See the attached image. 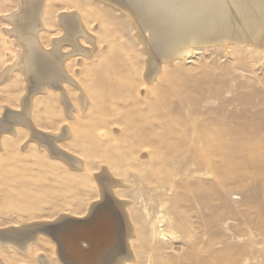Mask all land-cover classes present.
I'll list each match as a JSON object with an SVG mask.
<instances>
[{"label": "rangeland", "instance_id": "obj_1", "mask_svg": "<svg viewBox=\"0 0 264 264\" xmlns=\"http://www.w3.org/2000/svg\"><path fill=\"white\" fill-rule=\"evenodd\" d=\"M47 1L44 15L47 28L38 36L40 43L50 48L51 39L64 34L57 24L58 15L76 11L97 39V51L90 59L67 61V72L77 79L76 88L65 86L74 110L73 119L67 117L58 94L52 90L33 98L31 119L45 132L58 134L67 126L72 132L71 139L59 142V146L80 157L84 169L74 171L51 156L47 148L27 142L29 135L24 128L17 130L15 136L4 135L0 151V228L55 222L63 214L84 216L99 198L100 184L96 177L102 169H114L108 159L118 152L126 159V166L117 180L126 185L122 186L124 199L129 208L139 209L135 211L148 206L154 215L160 211L158 199L164 194L157 191L159 185L185 184L182 188L186 197L181 200V208L172 206L174 212L170 207L167 211L186 224L187 236L180 232L179 239L164 248L166 256L158 260L156 257V264H264V57L246 48L212 47L188 61H178L173 67L163 66L149 85L143 78L147 55L134 35L128 15L95 0ZM18 3L0 0V75L17 62L21 52L10 33L13 25L8 20L19 10ZM71 49L63 47L65 52ZM106 63L112 69L105 67ZM115 69L118 77L112 81H121L123 87L114 86L103 92L107 87L99 81V74ZM171 76L175 78L168 83L167 77ZM25 85L27 81L19 71L1 82L0 117L5 107L20 109ZM115 90L117 99L106 96L103 111L98 112L97 91L104 99L105 94H114ZM81 95L86 99L85 105L80 101ZM131 116L137 117L135 122L128 121ZM80 131L91 136L96 132L97 138L81 143ZM150 131L154 132L153 142L140 144L137 135ZM218 134L225 136L219 135L217 144L225 150L229 146L228 151L234 152L237 160L234 169L228 168L225 159V165L221 166L223 162L216 158L212 162L215 167L203 160L207 142ZM124 137L127 140L120 146ZM159 139L166 141L163 152L171 161L168 166L155 162L154 144ZM189 158L194 165H187ZM217 167L219 170L215 172ZM159 170L169 177L167 181L155 173ZM169 195L172 197V193ZM50 243L45 238L37 246L41 245V249L33 253L43 252L55 260ZM133 246L138 250L139 243ZM0 257L8 260V264H37L35 258H23L14 251L2 252L1 248Z\"/></svg>", "mask_w": 264, "mask_h": 264}, {"label": "bare ground", "instance_id": "obj_2", "mask_svg": "<svg viewBox=\"0 0 264 264\" xmlns=\"http://www.w3.org/2000/svg\"><path fill=\"white\" fill-rule=\"evenodd\" d=\"M95 1L105 3L130 18L134 35L142 47L144 46L143 49L147 55L143 75L145 77L143 78H145L146 84L149 85L155 81L163 66L173 67L178 61H188L198 55L201 50H209L212 47H224L225 50L232 47L246 48L250 52L261 54L264 57V0ZM18 2L19 10L16 14H12L8 20L13 25V31L10 33L19 45L21 52L17 56V62L9 65L5 72L0 75V84L15 71H19L25 77L27 85H25V92L21 97L20 109L15 110L5 107L0 117V151L3 149L2 140L4 135L15 136L17 130L24 128L29 135L27 142H37L40 146L47 148L51 156L64 162L72 170L80 172L84 169L81 158H77L59 146V142L69 140L71 130L67 126H63L59 131L60 133L56 134L38 129L32 121L33 117L31 119L32 102L36 96L47 94L49 90H52L58 94L59 100L65 107L67 117L72 120L74 110L70 105L71 103H69L68 95L65 94V86L68 84L77 87V79L75 80L67 72V61L73 58H77L78 62H80L79 58L90 59L97 51V39L91 34L92 32L90 33L86 29L88 26L81 22L82 19L79 17L78 12L66 11L60 13L57 17V24L62 27L64 34L52 38L50 48H45L40 43L38 36L40 32H44L47 28L44 15L48 1L18 0ZM76 3L78 2L76 1ZM80 40L86 41L88 45L80 43ZM64 46H71L72 49L65 52L63 51ZM105 67L112 69L108 67L107 63ZM116 72L115 69L114 72H101L99 74V81L106 84L105 88L107 87L103 92L114 86L120 89L123 85L121 81H118V83L112 81V79L118 77ZM169 72L173 73L172 70H169ZM174 78V76L167 77L168 83L170 79L174 80ZM116 92V90L113 92L115 95L104 93L103 99L101 98L103 95L101 96L97 91L98 98L100 96V103L97 106L98 112L103 111V101L106 102V96L110 97L108 99H117ZM82 93L85 94L84 91ZM156 94H160L159 91ZM80 98L82 105H85L84 95H81ZM162 103L165 104L164 101ZM139 106L141 107V105ZM136 119L131 116L128 121L135 122ZM79 134L82 139L80 140L81 143L83 141L90 142L97 136L96 132L93 133V136L84 134L82 131ZM219 135L220 138L225 136L224 134H218L214 140L207 142L203 150V160L211 164L216 158H220L223 162L221 166H224L225 159L228 168L234 169L237 164L235 155H232L234 152L228 151L229 146L225 150L224 146L217 144ZM137 138L140 144L149 145L153 142L154 132L140 133ZM126 140L125 137L121 139L120 146ZM165 143V140L159 139L156 145L154 144L156 149L155 162L158 161L161 166H168L171 162L168 161L166 154L163 152ZM128 148L133 149V147ZM95 152H93V155L97 154ZM86 154L92 156L89 151ZM117 154L113 152L112 158L108 159L115 170L112 169L111 172L106 167L108 169H102V172L99 175L97 174L96 179L99 182L98 185L100 184L99 198L87 208V213L84 216L63 214L55 222H28L17 227L0 228V248L2 252L10 253L14 251L22 255L23 258H35L37 264H53L52 262L55 261L58 264H142V260H144V264H156V257L157 260L165 257L166 250L164 248L167 247L166 245L179 239L180 232L184 233L185 227H187L185 223L184 225L181 221L176 220L175 216L171 217L170 211H167L168 207L171 208L172 206H175L177 210L181 208L183 202L181 200L186 197L182 188L185 184L178 183L175 185L179 191L175 187L166 186V183H161L159 190L154 188L159 193L160 190L164 192L163 194L161 191V195L158 193L160 195L159 199L157 198L160 202L158 206L160 211L154 213V215H152L148 206H143L140 212L135 211L138 208L133 206L129 208L128 202L124 199L126 193L124 192L125 188L123 190L122 187L123 182L117 180V178L121 179L119 176L124 172L123 169L126 166V159L118 152ZM223 155H225L224 158ZM190 158L189 162L192 160ZM190 163L187 165H194L192 161ZM212 165L214 166V163ZM214 167H211V170ZM214 170L216 172L219 167ZM161 171L155 173H158L159 177L163 176L162 179L167 181L169 177L164 176ZM212 172L214 171L212 170ZM200 174L202 176L207 175ZM147 178L145 179L147 180ZM169 193H172V197ZM158 194L156 193V196ZM186 233L188 232L186 231ZM45 238L52 242L50 244H52V250L56 258L53 261L43 252L37 253L41 249L39 248L41 245L37 247L38 244L44 242ZM135 242L139 243L138 250L133 246ZM33 250L37 252L34 251L35 253H33ZM143 254H146V256L142 257ZM4 259L0 257V264H8V260Z\"/></svg>", "mask_w": 264, "mask_h": 264}, {"label": "water", "instance_id": "obj_3", "mask_svg": "<svg viewBox=\"0 0 264 264\" xmlns=\"http://www.w3.org/2000/svg\"><path fill=\"white\" fill-rule=\"evenodd\" d=\"M66 256V255H65ZM66 258V257H65ZM66 260V259H65Z\"/></svg>", "mask_w": 264, "mask_h": 264}]
</instances>
